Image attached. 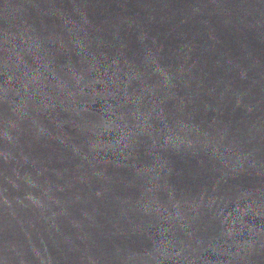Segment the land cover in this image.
<instances>
[{"label": "water", "instance_id": "1", "mask_svg": "<svg viewBox=\"0 0 264 264\" xmlns=\"http://www.w3.org/2000/svg\"><path fill=\"white\" fill-rule=\"evenodd\" d=\"M0 264H264V0H0Z\"/></svg>", "mask_w": 264, "mask_h": 264}]
</instances>
